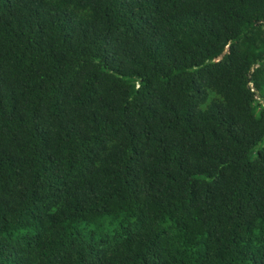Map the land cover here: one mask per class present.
<instances>
[{"label":"trees","instance_id":"trees-1","mask_svg":"<svg viewBox=\"0 0 264 264\" xmlns=\"http://www.w3.org/2000/svg\"><path fill=\"white\" fill-rule=\"evenodd\" d=\"M0 264H264V0H0Z\"/></svg>","mask_w":264,"mask_h":264}]
</instances>
